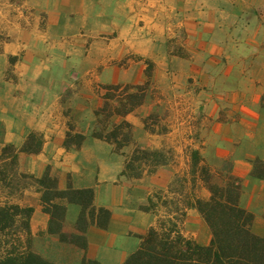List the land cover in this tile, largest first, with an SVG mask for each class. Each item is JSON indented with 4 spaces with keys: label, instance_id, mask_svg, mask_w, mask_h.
<instances>
[{
    "label": "crops",
    "instance_id": "1",
    "mask_svg": "<svg viewBox=\"0 0 264 264\" xmlns=\"http://www.w3.org/2000/svg\"><path fill=\"white\" fill-rule=\"evenodd\" d=\"M17 1H20L22 8L34 17L33 30L38 29L40 16L46 17L45 26L49 32L50 19L54 23L61 21L62 32L54 33L57 37H52L51 41L52 46L58 48L62 54L66 53L69 45L59 41L71 36L76 45L80 46L79 40L76 39V29L84 24L93 26L97 30H110L113 26L126 21L124 27L127 28L121 29L122 35L128 36L136 50L142 51L150 43V40L146 38L147 32L132 31V19L128 20L130 6L123 0ZM152 1L156 2V0ZM189 1L196 9L198 0ZM94 2L99 5H95ZM247 4L262 7L264 20V0H236L231 12L226 6L216 7L205 13L196 11L187 15L186 24L189 28H194L195 20L201 22L200 31L203 34L199 35V38L205 40L202 41L205 48L212 49V77L203 73L198 76L200 85L205 84L208 87L209 82L210 86L206 90L193 94L202 117L201 121L195 124L194 134L189 133L190 136H186L189 139L187 138L185 143L186 146L199 149L200 155L214 173L212 181L218 177L217 173H227L240 179L242 184L240 204L255 216L252 224L254 226L255 222L261 221L264 212V178L256 179L251 174L254 160L259 159L264 162V106L262 104L264 26H255L251 30L233 29L229 34V24L239 18ZM165 5L173 7L174 2L165 0ZM161 12L160 7L157 13L150 14L156 17L153 28L157 34L161 32L166 18ZM71 14L79 18L72 24L74 28L67 29L65 26L69 23L67 17ZM211 31L212 41L207 43V33ZM237 32H250L251 35L244 37L243 44L241 41L243 36L240 34V39L237 38L235 36ZM190 33L195 35L193 29ZM230 37L234 45L224 47V40ZM26 38L30 42H27L30 54L24 56L21 63L23 70H28L27 68L34 65L32 64L33 48L44 47L41 40L29 36ZM237 42L242 44L237 46ZM228 49L238 51L241 55L227 56ZM36 52L38 56L42 55V51ZM2 64L3 61L0 59V67ZM48 87L44 94H34L32 91L24 90L17 99L10 95L0 96V101L3 99L15 101L12 108L5 109L7 115L2 129L4 138L0 151L4 145L19 148L24 145L31 133H39L41 144L37 152L17 154L18 172L35 179H41L47 174L54 181L55 188L50 189L51 194L68 190H91L92 200L83 213L81 223L84 227L80 228L78 220L83 210L80 203L66 197H52L49 205L65 207L61 220L52 219L49 213L44 212V208L49 207L42 199L46 189L33 182L30 183L14 199V202L19 205L33 210L29 220V248L34 254L53 264H124L127 257L140 245L141 238L156 225L158 217L143 210L149 196L153 193L167 192L176 177L188 170L185 164L187 162L184 151L186 146L181 153L175 151V164L159 166L152 174H146L139 179L127 178L122 175V171L125 160L134 149V145L115 152L110 144L91 136L95 122L94 111L102 104L100 96L98 95L100 100L96 106L73 109L70 112V118L74 122L71 133L83 135L85 139L78 147L75 145L66 147L64 143L69 130L67 118L64 117L62 107L54 100H50V83ZM136 112L137 110L134 113ZM134 113L127 115L125 120L132 124V137L137 146L148 150L166 147L164 140H167L171 132L166 136L149 134L142 122L146 116L134 117ZM156 139L159 140V144H148V141ZM179 139H175L176 144L182 145L184 136ZM175 149L176 145H174ZM196 195L207 198L209 193L200 186L196 190ZM246 199L263 201L260 211L255 210L254 203L248 205L244 202ZM92 208H94L93 217L90 213ZM99 208L110 213L105 228L95 224ZM51 221L60 225L57 230L50 224ZM253 226L252 231L256 235H263L264 227L256 230ZM180 232L200 246H207L211 240L208 225L194 208L185 211Z\"/></svg>",
    "mask_w": 264,
    "mask_h": 264
},
{
    "label": "rangeland",
    "instance_id": "2",
    "mask_svg": "<svg viewBox=\"0 0 264 264\" xmlns=\"http://www.w3.org/2000/svg\"><path fill=\"white\" fill-rule=\"evenodd\" d=\"M123 1L130 6L128 20L132 19V31L147 32L146 38L150 43L146 49L136 50L128 36L122 35L121 29L126 22L123 21L110 30H97L88 24L79 25L76 29V39L79 40L80 46L76 45L71 36L64 37L59 42L69 46L66 53L62 54L58 48L52 46L51 41L52 37H57L54 33L62 32L61 21L58 24L50 19V32H53L51 34L46 30V17L40 16V25L37 30H33L35 19L22 8L20 1L0 0V59L3 61L0 67V87L3 86L0 96L10 95L17 99L24 90L44 94L50 83V100H54L62 107L67 124L73 125L70 112L73 109L96 106L100 100L98 92L104 85L117 83L141 85L149 76L148 100L133 115L134 117L156 115L158 122L156 129H167L171 132L167 140H164L166 147L176 145L174 151L181 153L186 146L185 140L189 139L190 134H194L195 124L199 123L202 117L193 94L210 86L209 82L208 87L205 84L200 85L198 76L203 73L212 77V49L205 48L202 43L205 40L199 38V35L203 34L200 31L201 22L195 20L194 28H189L186 24L187 15L196 11L205 13L216 7L226 6L231 12L236 0H198L196 9L189 0H173V7L166 6L165 0ZM94 4L99 5L97 2ZM160 7L166 18L161 32L157 34L153 28L156 17L150 14L157 13ZM262 16V7L247 4L239 18L229 24V34L233 29L251 30L255 26H264ZM77 18L79 17L75 14L67 17L69 22L65 25L67 29L74 28L72 24ZM191 29L195 31L194 36L190 33ZM238 32L235 36L239 38L241 34L243 36L241 41L244 44V37L247 38L251 33ZM207 35V43H211L212 31ZM27 36L41 40L44 47L33 48L34 65L27 68L28 70H23L21 63L24 56L30 54ZM242 43L236 44L238 46ZM230 44L234 45L231 37L226 38L224 47H231ZM230 49L226 53L227 56L241 55L240 52ZM36 51H42V55L38 56ZM13 102L15 103L13 99L0 101V147L4 138L2 129L7 115L5 109L12 108ZM183 136L182 145L176 144L175 139ZM40 141L41 135L34 133L33 142L29 145L36 148ZM148 144L157 145L159 140H150ZM213 182L220 183V179L216 177ZM244 202L248 205L254 203L256 211H260L263 203L247 199ZM263 227L262 216L261 221L255 222L253 228L260 230Z\"/></svg>",
    "mask_w": 264,
    "mask_h": 264
},
{
    "label": "trees",
    "instance_id": "3",
    "mask_svg": "<svg viewBox=\"0 0 264 264\" xmlns=\"http://www.w3.org/2000/svg\"><path fill=\"white\" fill-rule=\"evenodd\" d=\"M149 88V76L141 85H104L98 92L102 104L94 111L92 138L110 144L115 152L134 145L122 171V175L130 179H139L146 174H152L159 166L176 163L174 146L155 150L137 146L132 137V124L125 120L127 115L145 105ZM262 104L264 106V96ZM142 122L149 134L166 135L170 132L167 129H156V115L150 114ZM68 129L64 145L80 146L85 137L72 134L71 124H68ZM33 136L34 133H31L19 148L4 145L0 151V264H53L34 254L29 248V220L33 210L14 202L30 185L24 182L31 181L46 189L42 196L46 204L54 196L66 197L80 203L83 208L78 220L80 228L84 227L81 223L83 213L91 204V190H68L51 194L50 189L53 190L55 186L47 174L41 179H35L18 172L17 154L39 150L41 143L36 148L29 145L33 142ZM184 151L188 170L176 177L167 192L149 196L143 210L158 217L156 225L141 238L140 245L127 257L124 264H264V233L259 236L252 231L254 215L240 204V179L227 173H217L220 183H215L212 181L214 173L200 155L199 149L187 145ZM251 174L256 179H263L264 162L254 160ZM200 186L208 191L207 198L196 195ZM190 208L197 210L210 229L211 240L207 246L196 244L180 232L185 211ZM64 211L65 207L55 204L44 208V212L49 213L55 220H61ZM90 213L93 217L94 208ZM109 216L107 210L99 208L95 224L105 228ZM50 224L55 230L60 226L55 221Z\"/></svg>",
    "mask_w": 264,
    "mask_h": 264
}]
</instances>
